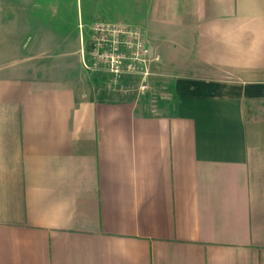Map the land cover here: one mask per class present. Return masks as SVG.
Here are the masks:
<instances>
[{
  "label": "crops",
  "instance_id": "1",
  "mask_svg": "<svg viewBox=\"0 0 264 264\" xmlns=\"http://www.w3.org/2000/svg\"><path fill=\"white\" fill-rule=\"evenodd\" d=\"M128 5L173 104L0 75V264H264V0Z\"/></svg>",
  "mask_w": 264,
  "mask_h": 264
},
{
  "label": "rangeland",
  "instance_id": "2",
  "mask_svg": "<svg viewBox=\"0 0 264 264\" xmlns=\"http://www.w3.org/2000/svg\"><path fill=\"white\" fill-rule=\"evenodd\" d=\"M128 1L0 0V75L41 77L71 84L94 77L101 83L95 87L97 91L130 99L145 113L168 109L173 101L165 94L169 77L164 70H155L145 93L121 95L110 91L106 73L88 71L82 66L80 52L73 53L83 45L88 52V37L95 23L132 24L128 20Z\"/></svg>",
  "mask_w": 264,
  "mask_h": 264
},
{
  "label": "built area",
  "instance_id": "3",
  "mask_svg": "<svg viewBox=\"0 0 264 264\" xmlns=\"http://www.w3.org/2000/svg\"><path fill=\"white\" fill-rule=\"evenodd\" d=\"M82 53L85 69L106 73L110 91L121 95L149 90L162 62L161 55L149 46L144 31L123 23H95L91 27L90 48Z\"/></svg>",
  "mask_w": 264,
  "mask_h": 264
}]
</instances>
